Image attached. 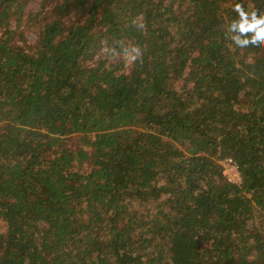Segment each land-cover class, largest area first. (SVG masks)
Listing matches in <instances>:
<instances>
[{"label": "trees", "instance_id": "trees-1", "mask_svg": "<svg viewBox=\"0 0 264 264\" xmlns=\"http://www.w3.org/2000/svg\"><path fill=\"white\" fill-rule=\"evenodd\" d=\"M34 1L0 0V264H264V48L225 36L264 0Z\"/></svg>", "mask_w": 264, "mask_h": 264}, {"label": "clouds", "instance_id": "clouds-1", "mask_svg": "<svg viewBox=\"0 0 264 264\" xmlns=\"http://www.w3.org/2000/svg\"><path fill=\"white\" fill-rule=\"evenodd\" d=\"M233 11L237 13L238 18L231 21L227 27L225 36L231 40L236 47L241 49L249 46L264 48V13L259 10L247 11L242 3H236ZM135 24L136 21L134 20ZM138 27L142 29L143 24ZM119 45L120 52L116 48H110L109 56L122 54L127 60L135 62L142 57V50L139 45L125 46L121 42Z\"/></svg>", "mask_w": 264, "mask_h": 264}, {"label": "built area", "instance_id": "built-area-1", "mask_svg": "<svg viewBox=\"0 0 264 264\" xmlns=\"http://www.w3.org/2000/svg\"><path fill=\"white\" fill-rule=\"evenodd\" d=\"M222 164H223V173L226 176V178L230 182L240 183L241 173L237 161L232 157H228L222 161Z\"/></svg>", "mask_w": 264, "mask_h": 264}, {"label": "rangeland", "instance_id": "rangeland-1", "mask_svg": "<svg viewBox=\"0 0 264 264\" xmlns=\"http://www.w3.org/2000/svg\"><path fill=\"white\" fill-rule=\"evenodd\" d=\"M39 8H40V6H39L38 0H37V1H34V2L29 6L28 9H31V10H33V11H36V10H39ZM28 37H29V39H30L31 41H33L35 35H34V33H29Z\"/></svg>", "mask_w": 264, "mask_h": 264}]
</instances>
